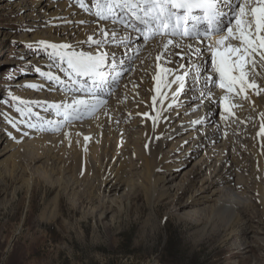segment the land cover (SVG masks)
Returning a JSON list of instances; mask_svg holds the SVG:
<instances>
[{
  "label": "bare ground",
  "instance_id": "obj_1",
  "mask_svg": "<svg viewBox=\"0 0 264 264\" xmlns=\"http://www.w3.org/2000/svg\"><path fill=\"white\" fill-rule=\"evenodd\" d=\"M84 1V8H78L73 5L74 0H35L29 18L40 20L37 24L46 27L43 42L69 46L60 51L66 56L105 54L101 69L103 79L74 74L64 80L59 88L37 79L27 80L18 85L26 86L24 84L29 83L32 90L19 86L10 92L29 104L40 103L47 112H63L59 116L51 114L49 121L56 123L52 128L70 122L65 127L64 139L75 146L77 166L81 172L92 175L90 165L99 160L103 199L113 201L127 188L122 174L128 163V149L138 156L136 167L146 178L150 192H156L158 185L166 179L155 172L163 168L170 171L176 167L175 164H168V161L173 158L172 153L183 150L178 157L185 160L200 156L196 160L198 168L192 171L188 182L196 181L206 171V177L200 179L199 190L205 194L198 197L199 202L209 200L218 190L233 192L242 183V186H247L243 176H237L236 172L248 170L246 158H252L255 184L251 198L261 207V210L255 211L257 215L264 214V61L257 58V69L249 72L250 78L258 84L257 88H246L241 93L239 86H236L235 97L221 94L215 89L219 74L215 73L208 49L209 44L212 48L218 47L216 42L228 33L216 36H210V33L207 38L152 36L146 40L132 30L139 21L136 16L144 17L139 9L133 12L123 7H113L111 14L104 13L107 18L101 19L96 15V8L91 10L90 7H94L93 4L97 7L100 1ZM111 2L116 3V0ZM136 2L139 3V0ZM237 2L243 3L245 0H232L229 3L228 0H219V6L228 14L234 11L233 6ZM231 27L235 29V23ZM199 31L203 33L205 30ZM167 39H173L174 44L179 43L180 47L169 46L165 51L162 45ZM228 43L235 47L239 41L230 39ZM188 45L192 46L191 49ZM161 53L163 56L157 61L156 57ZM210 66L212 71L209 70ZM120 79H123L120 83L122 89L116 91L108 101L109 90ZM34 91L39 92L35 98ZM74 100L85 103L68 107ZM66 115L69 117L67 120ZM0 117V156L18 160L23 151L28 154L24 155V159L37 162L43 158L41 150L44 142L59 141V136L55 134L48 136L41 133L46 126L30 127L26 118H18L17 122L12 123L6 111ZM187 131L189 133L185 139L190 142L189 145L177 144L171 147V154H162L161 148L169 144L168 139ZM85 137L88 139L85 140ZM179 141L175 140V143ZM247 151L251 157H248ZM22 171L17 165L12 175L19 177ZM234 175L237 176L235 180ZM203 183L206 186H202ZM209 191L211 194H206ZM244 191H240L242 196L245 195ZM239 203L219 198L215 203V213L231 220L239 219L236 206H246L248 202L241 199ZM255 212H247L249 218L240 223V234H236L235 241L237 253L244 254L251 246L248 239H244L246 233L261 232L258 224L253 222Z\"/></svg>",
  "mask_w": 264,
  "mask_h": 264
},
{
  "label": "rangeland",
  "instance_id": "obj_2",
  "mask_svg": "<svg viewBox=\"0 0 264 264\" xmlns=\"http://www.w3.org/2000/svg\"><path fill=\"white\" fill-rule=\"evenodd\" d=\"M34 1L0 0V114L6 111L12 123L26 118L31 125L46 126L41 133L55 134L59 141L44 142L43 158L37 162L24 159L27 153L23 151L18 160L0 156V264H264V214L257 215L255 211L261 207L251 198L255 184L252 158H246L250 171L236 172L243 176L247 186L242 183L233 192L218 190L209 200L199 202L198 197L205 194L199 187L206 171L202 178L191 183L188 180L198 168L196 160L200 156L185 160L178 157L183 150L170 152L177 144H190L185 139L189 131L166 139L169 144L162 146L163 155L172 153L168 164L176 167L155 172L166 178L156 192L149 191L146 178L136 167L138 156L128 149V163L122 174L127 188L113 201L103 199L99 160L90 165L92 175L84 174L77 166L75 146L64 139L65 127L70 122L55 128L58 130H48L56 125L49 121L51 114L59 116L63 112H47L40 103L29 104L10 92L19 86L32 90L31 84L18 83L35 79L59 88L64 80L74 76L60 59L68 56L39 43L47 33L46 27L37 24L40 20L29 18ZM99 1L106 14L107 0ZM239 3L234 4V13ZM83 4L84 0L73 2L78 8H84ZM93 6L91 10L97 11ZM233 12L228 13L227 19ZM234 13L218 33L212 32L210 36L226 34L227 27L235 23ZM209 70H213L211 66ZM122 80L109 90L108 101L122 89ZM215 89L236 96V88L228 91L220 87L219 75ZM17 165L23 171L14 177L12 171ZM32 174L35 177L30 182ZM219 198L236 204L244 199L249 205L236 206L239 219L231 220L215 213ZM250 209L255 212L253 222L261 232L246 233L244 239H248L251 251L249 247L248 252L237 253L236 234L240 223L249 218Z\"/></svg>",
  "mask_w": 264,
  "mask_h": 264
},
{
  "label": "snow or ice",
  "instance_id": "obj_3",
  "mask_svg": "<svg viewBox=\"0 0 264 264\" xmlns=\"http://www.w3.org/2000/svg\"><path fill=\"white\" fill-rule=\"evenodd\" d=\"M218 3L219 0H139V3L136 0H116V3L113 4L111 0H107V12L111 14L113 7H123L133 12L139 9L145 17H150L155 21L156 31L152 35L165 36L170 32L172 36L181 38L192 36L207 38L211 32L221 30L217 25L220 14ZM192 9L202 11L200 19L207 24V30L203 33L195 25L192 28L187 26V20ZM181 10H183L182 14ZM104 12L105 9L98 2L96 15L101 19H106ZM136 19L145 24L149 22L148 19H142L139 15L136 16ZM234 19L236 28L227 27L228 35L221 37L216 42L218 47L212 48L209 44V48L215 73L219 74L220 77V87L233 91L236 86H239V92L243 93L246 88L255 89L258 87L256 81L250 78L249 72L257 69V58L264 61V0H245V2L239 3V13H234ZM145 39H149V35H146ZM230 39H237L239 45L233 47L232 44L228 43ZM39 43L57 52L69 47L68 45L47 44L43 41ZM169 46L178 48L180 44H174L173 39H167L162 47L167 51ZM188 47L191 49L192 46L188 45ZM196 51H203V49ZM162 56L163 53L157 55V61H160ZM104 57L105 54L85 55L81 53L66 58L60 57V59L67 64L70 74L103 79L101 69ZM84 103L82 100H74L72 105L68 107H75ZM68 118L66 115L65 120ZM30 127H35V125H30ZM262 131H264V125H262ZM87 139L88 137H85V140Z\"/></svg>",
  "mask_w": 264,
  "mask_h": 264
}]
</instances>
